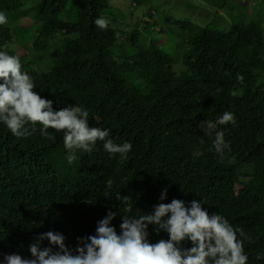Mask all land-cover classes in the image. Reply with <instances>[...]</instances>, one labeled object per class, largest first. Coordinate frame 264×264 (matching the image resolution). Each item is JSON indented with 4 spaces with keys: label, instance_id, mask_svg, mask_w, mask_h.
Returning a JSON list of instances; mask_svg holds the SVG:
<instances>
[{
    "label": "trees",
    "instance_id": "1",
    "mask_svg": "<svg viewBox=\"0 0 264 264\" xmlns=\"http://www.w3.org/2000/svg\"><path fill=\"white\" fill-rule=\"evenodd\" d=\"M205 1L219 10L207 24L154 22L158 34L175 38L167 47L139 26H117L108 0H0L8 21L0 49L19 56L41 97L56 109L84 107L90 126L133 145L121 160L98 141L69 164L62 132L49 129L54 139L45 138L37 124L17 138L0 124V253L30 257L28 245L50 230L75 248L109 210L148 214L167 187L165 203L200 199L243 229L247 264H264V0ZM98 16L110 19L107 29L94 25ZM226 111L235 124L205 134L201 122ZM221 129L230 147L218 154L213 139ZM120 223L117 215L118 232ZM149 231L152 242L167 238Z\"/></svg>",
    "mask_w": 264,
    "mask_h": 264
},
{
    "label": "clouds",
    "instance_id": "2",
    "mask_svg": "<svg viewBox=\"0 0 264 264\" xmlns=\"http://www.w3.org/2000/svg\"><path fill=\"white\" fill-rule=\"evenodd\" d=\"M150 13L153 19L154 11ZM7 22V16L0 11V25ZM93 23L105 30L111 21L98 16ZM237 79L243 81V76L238 75ZM53 104V100L42 98L35 90L34 79L22 71L19 56L0 49V124L17 138L30 136L37 124L41 125L39 131L45 138L54 139L49 129L62 132L69 164L76 159L77 151L92 153L98 141L108 154H118L121 160H127L133 148L131 142L117 144L110 129L90 126L89 112L82 106L56 109ZM235 122V114L226 111L214 122L202 121L201 128L205 134H212L219 126ZM229 147L224 130L215 131V152L221 154ZM167 193V187L163 188L160 202L150 213L138 217L121 215L119 209L109 210L97 221L95 234L78 237L75 248L66 244L63 233L50 230L37 234L28 245L30 257L0 253V264H247L243 229L234 227L219 213H209L200 199L185 202L173 198L165 203ZM128 199L117 196L122 206ZM117 215L121 218L119 232L112 224ZM149 226L152 232L157 235L163 232L167 238L152 242ZM45 241L48 246H44Z\"/></svg>",
    "mask_w": 264,
    "mask_h": 264
},
{
    "label": "rangeland",
    "instance_id": "3",
    "mask_svg": "<svg viewBox=\"0 0 264 264\" xmlns=\"http://www.w3.org/2000/svg\"><path fill=\"white\" fill-rule=\"evenodd\" d=\"M110 8L115 17L116 25L123 29L139 26V30L142 34L163 40L165 46L169 47L176 42L175 38L166 34H158L157 30L159 25H154L153 19L161 22L167 16L172 17L174 20H189L196 25H204L213 20L216 12L211 8L205 0H143V4H134L132 0H108ZM251 4L255 6L256 1L250 0ZM154 11L153 19L151 18L150 11ZM119 11V12H118ZM248 12H252V7L247 8ZM225 20H221L219 25L226 27L229 22L228 17L224 12H221ZM150 20L151 29L144 30L147 20ZM181 66L178 62L177 66ZM220 160L226 164H234L235 160L229 155H223Z\"/></svg>",
    "mask_w": 264,
    "mask_h": 264
}]
</instances>
